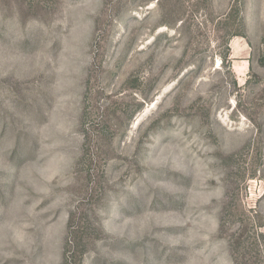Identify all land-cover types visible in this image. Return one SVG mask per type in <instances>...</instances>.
I'll list each match as a JSON object with an SVG mask.
<instances>
[{"label": "rangeland", "instance_id": "rangeland-1", "mask_svg": "<svg viewBox=\"0 0 264 264\" xmlns=\"http://www.w3.org/2000/svg\"><path fill=\"white\" fill-rule=\"evenodd\" d=\"M264 264V0H0V264Z\"/></svg>", "mask_w": 264, "mask_h": 264}, {"label": "trees", "instance_id": "trees-1", "mask_svg": "<svg viewBox=\"0 0 264 264\" xmlns=\"http://www.w3.org/2000/svg\"><path fill=\"white\" fill-rule=\"evenodd\" d=\"M234 264H258V259L261 253L253 245L247 243L243 246L241 243H236Z\"/></svg>", "mask_w": 264, "mask_h": 264}]
</instances>
